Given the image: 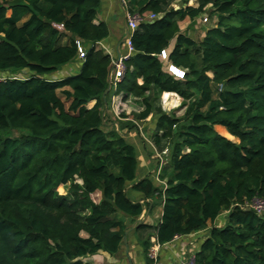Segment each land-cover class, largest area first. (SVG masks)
Masks as SVG:
<instances>
[{
    "label": "trees",
    "instance_id": "1",
    "mask_svg": "<svg viewBox=\"0 0 264 264\" xmlns=\"http://www.w3.org/2000/svg\"><path fill=\"white\" fill-rule=\"evenodd\" d=\"M126 3L157 18L132 34L113 89L111 58L96 49L109 36L94 23L100 0H0V264L123 259L124 232L149 206L162 207L159 222L127 235L143 264H152L151 238L162 246L204 230L194 264H264V215L240 209L264 198V0ZM206 7L215 21L202 38L181 34L178 22ZM76 41L89 47L78 72L52 79L79 62ZM162 93L181 99L180 117L155 106ZM111 94L139 99L143 110L117 118ZM148 117L155 151L169 155L137 180L139 156L123 132L139 133L133 121Z\"/></svg>",
    "mask_w": 264,
    "mask_h": 264
},
{
    "label": "crops",
    "instance_id": "2",
    "mask_svg": "<svg viewBox=\"0 0 264 264\" xmlns=\"http://www.w3.org/2000/svg\"><path fill=\"white\" fill-rule=\"evenodd\" d=\"M187 1L193 2L192 5H188V3H187V5H188L187 7H196V4H197L196 0H187ZM100 3H101V6H100V9H99L96 17H95L94 23L95 24L105 23L109 28V36L107 39L98 43L96 49H102L107 55L110 56L111 61H113V60H116L120 55H124L126 53V49L124 47V42L120 46H118L119 43H121L123 41V39L124 38L126 39V37H127V27H126V21H125V17H124V9L121 6L120 0H100ZM176 4H179V6H176ZM178 7H184V6L178 2H175L174 4H172L173 9L176 10V9H178ZM198 21H200V18H198V17L194 18L193 20H191L188 17L183 18L177 24L179 32L183 35H186L187 37H190L191 39H193L195 41H198L199 39L202 38L205 31H207L210 28V26L207 27L205 24H200L199 25V29L201 30L200 35L198 38L194 37V35L198 34V32H197V30H195L193 33V32H191L190 28L193 27L194 25H196ZM195 38L198 40H196ZM172 44L173 43L170 44L169 49L172 47ZM84 48L87 49L89 47L84 46ZM78 61L79 62H76L74 64H70V65L66 66L63 70V75L67 76V75H72V74L78 72L79 67H80V60H78ZM167 64H168V68H171L168 70L170 73H174V72L183 73L184 72L181 69L173 67L170 63H167ZM109 76H110V74H109ZM137 82L139 85L142 84L141 79H139ZM164 95H168V103L166 100H164V97H163ZM125 97L126 96L122 95V94L112 95L110 97V104H111L112 98H114V100H117L120 98V101L122 103H125L127 101V99L131 100L130 98H132V97L128 96L125 99ZM132 99L136 100L137 102L140 101L139 99H135V98H132ZM161 99H162V102L165 103L164 106H167L166 104H170L171 102H173L174 104H178V103L180 104L181 103V99L173 93H162ZM89 104H91V105L88 107ZM93 105H94V101L88 103L87 108L89 109ZM141 107H143V106L141 105ZM163 108H165V107H163ZM109 110H110L109 111L110 114L113 113L111 105H110ZM142 110L143 109L140 108L139 112ZM150 120H151V118L148 117L146 120H144L142 122L133 121V123L137 126V129L139 131V135L141 137L143 135L145 136V134L143 133V128H145V125L148 124V122ZM112 124H113V127H115L117 129V125L114 122L108 123L107 124L108 128H110V126ZM217 127H220V126H217ZM123 133L125 135L127 134L128 137L134 136V134L128 130H124ZM150 158L152 159V156H150ZM140 159L142 161L140 167H143V169L151 166L149 161L146 162L143 160V158H140ZM153 172H154V166H152L149 175H152ZM136 197L138 198V200L141 199L140 196L136 195ZM149 207H147L143 211V213L141 214V216L138 218L137 221L143 220V222L148 224V225H155L159 222L160 217L162 215V207L156 206L152 209ZM205 232H206V230L201 231V233H199L198 239H196V242H194L195 244H194L193 250H195V251L198 250L199 243L201 242L200 240L203 236H205ZM187 237H189V236H187ZM187 237H181L174 244H173V241H171L167 244L160 246L158 249V252H157V263L156 264H173L175 262L176 256L180 253V247H182L183 249H185V247H186L187 251H192V247L188 246V242L193 241L194 238L191 239L190 237L189 238H187ZM139 253H140V249H139V246L137 245L135 239L132 236H129L127 238V250H125V247H124V257L125 258L123 257V259L122 258L116 259V258L109 256L106 253L99 252L95 256L83 258V261L86 263H89V264H133L132 260L136 258L138 264H143L142 260H141V256ZM134 254L137 255L138 257H136V256L134 257Z\"/></svg>",
    "mask_w": 264,
    "mask_h": 264
},
{
    "label": "built area",
    "instance_id": "3",
    "mask_svg": "<svg viewBox=\"0 0 264 264\" xmlns=\"http://www.w3.org/2000/svg\"><path fill=\"white\" fill-rule=\"evenodd\" d=\"M121 6L124 9V17L126 21V27H127V37L124 41V47L126 49V53L124 55H120L116 60L111 61L112 69L109 76V85L115 89L116 83L120 81V79L123 76L124 72V65L123 62L126 61L130 55L133 52L132 45H131V36L136 31L138 25L141 22L145 21H152L157 18L156 15H153L151 13H133L128 10L126 0H120ZM77 47V58L80 61H83L85 58V48L82 46V44L79 41L75 42ZM97 47V44H96ZM159 57H163V60L165 59V54L162 52ZM171 68H168V70ZM178 78H182L183 73L178 74ZM221 90V86H218L217 91ZM117 100H114V98L111 99V108L113 110V115L117 117V106H116ZM154 150V149H153ZM154 153L156 155L155 159L159 161V166H162L164 163L162 162L161 158L157 155L158 153L154 150ZM160 169V168H158ZM157 169V170H158ZM158 171L155 173V180L162 184V182L158 181L157 179ZM240 209L243 210H250L253 211L258 217H261L264 215V198H254L249 202H244L242 206H240ZM227 212H224L226 214ZM200 232L193 233L191 235H188L193 241L188 242V246L192 247V251H187L186 247L183 249L180 247V253L176 256L175 262L173 264H194V255L197 251L193 250L194 242H196V239H198V235ZM181 237H187V236H176L173 238V244L177 242ZM187 237V238H189ZM204 237V236H203ZM201 238V240L203 239ZM195 240V241H194ZM152 246L150 247L148 251V258L152 261V264L157 263V252L160 247L158 245L154 238H151Z\"/></svg>",
    "mask_w": 264,
    "mask_h": 264
},
{
    "label": "rangeland",
    "instance_id": "4",
    "mask_svg": "<svg viewBox=\"0 0 264 264\" xmlns=\"http://www.w3.org/2000/svg\"><path fill=\"white\" fill-rule=\"evenodd\" d=\"M193 2L190 1L188 2V5H192ZM187 5V6H188ZM176 6H179V4H176ZM210 12V8L209 7H206L205 8V11L203 12V14H201L198 18H200V21L197 22L196 25H194L193 27L190 28L191 32L194 33L195 30H197L198 34H195L194 37L198 38L199 35H200V32L201 30L199 29V25L200 24H205L207 27L208 26H212L214 24V21L215 19L214 18H209L208 14ZM192 36V35H191ZM195 38V39H196ZM198 40V39H196ZM166 53V51L164 52V54ZM161 61L163 60V57H160ZM63 70L60 71V73H57L56 75H54V77L52 79H56L57 78H64V76L62 75V72ZM173 76L175 77H178V72H174V73H171ZM17 76L19 77H25L27 74L26 72H19L18 74H16ZM6 76V75H5ZM131 100L127 99V101L125 103H122L120 101V98L117 99V103H116V106H117V118L120 117V115H125V116H129L130 114H135L137 112H139V109L143 107H141V101L137 102L136 100L130 98ZM63 100V99H62ZM64 101V100H63ZM167 103H168V99L166 100ZM159 106L160 109L165 112V113H170V114H174L175 116L177 117H180L183 113V110H181L179 108L180 104H174L173 102H171L170 104H166L167 106H164L165 103L162 102V99H161V95H159L157 97V100L155 102V106ZM89 107V105H88ZM165 107V108H163ZM152 128H153V120H150L148 122V124L145 125V128H143V133L145 134V136L143 135L142 137L139 135L138 132L136 131H131L134 136L133 137H128V135L126 134L125 135V139L126 141L130 142L131 144L134 145V148H135V151L137 152L138 156H139V166H141V159L140 158H143L144 161H150L151 162V165H155L156 163V155L155 153H153V150L152 148L154 149L152 143H151V133H152ZM220 128V127H219ZM214 130L216 131V133H218L220 136H222L223 138L225 139H228L226 138L227 137V131L224 129L223 133L219 132L218 131V127H214ZM141 134V133H140ZM230 141H233L234 143H238V141L236 139H228ZM155 150V149H154ZM150 155L152 156V159L150 158ZM161 160H163L162 162L163 163H166L167 159H168V155H169V150L166 149L164 150L162 153L160 154H157ZM155 156V157H153ZM152 166L150 167H146L143 169V167H139L137 169V174H136V177H137V180H139L138 178L141 176H145V175H149L150 174V170H151ZM63 190H62V194H64V192L66 191V188L62 187ZM92 199L95 201V202H98L99 201V197L97 195L93 196ZM225 214H223L222 216H224ZM221 219V218H220ZM220 219H218L216 221V223L214 224H220V223H217L218 221H220ZM124 249V248H123ZM138 257L137 255L134 254V257ZM133 257V258H134ZM133 264H138L137 262V259H133L132 260Z\"/></svg>",
    "mask_w": 264,
    "mask_h": 264
},
{
    "label": "water",
    "instance_id": "5",
    "mask_svg": "<svg viewBox=\"0 0 264 264\" xmlns=\"http://www.w3.org/2000/svg\"><path fill=\"white\" fill-rule=\"evenodd\" d=\"M125 41V38L123 39V41L121 43H119L118 46H120L123 42ZM143 223V220H139L136 221L130 228H128L125 232H124V236H123V243H124V247L125 250H127V235L138 225Z\"/></svg>",
    "mask_w": 264,
    "mask_h": 264
}]
</instances>
